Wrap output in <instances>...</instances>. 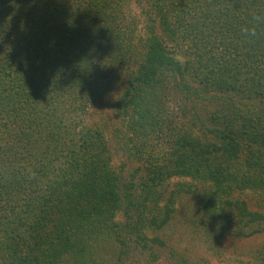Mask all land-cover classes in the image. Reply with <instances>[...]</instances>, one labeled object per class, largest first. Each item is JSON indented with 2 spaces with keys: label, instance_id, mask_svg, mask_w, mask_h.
Masks as SVG:
<instances>
[{
  "label": "trees",
  "instance_id": "1",
  "mask_svg": "<svg viewBox=\"0 0 264 264\" xmlns=\"http://www.w3.org/2000/svg\"><path fill=\"white\" fill-rule=\"evenodd\" d=\"M187 198L264 264L221 250L264 235V0H0V264L138 263Z\"/></svg>",
  "mask_w": 264,
  "mask_h": 264
},
{
  "label": "rangeland",
  "instance_id": "2",
  "mask_svg": "<svg viewBox=\"0 0 264 264\" xmlns=\"http://www.w3.org/2000/svg\"><path fill=\"white\" fill-rule=\"evenodd\" d=\"M212 108L213 107H211L210 109ZM168 110L174 121H182L180 120V117H182V109L175 101L170 103ZM109 121L112 122L113 119H110ZM125 161L127 163L123 175L125 176L126 180H130L131 174H133L134 169L137 168L138 164H136L135 162L132 163L131 161L127 160ZM118 164H121L120 159L118 161ZM137 181H139V179H137ZM194 202L195 199L193 198H187L183 200L180 205V211L175 215L173 221L162 231H159L156 234L152 233L149 235L151 239L159 236V238H161L162 245L151 244L153 247L152 250H146L143 253H141L140 251L139 253H135V261L138 262L135 264H147L150 259V251L154 255H159V259L156 264H179L173 254H176V256L178 254H184L190 257L191 261L198 264H203V262L209 261L210 264H226L219 262L214 257L213 253L208 251L207 245L205 244L208 241L207 232L205 229H203V226L199 225L198 223L197 225H195L192 222V219L190 217L195 207ZM263 245L264 235H261L244 240L230 239L223 244L221 250L226 256L230 255V253L236 254L238 251H242L244 252V254H248L249 250Z\"/></svg>",
  "mask_w": 264,
  "mask_h": 264
}]
</instances>
